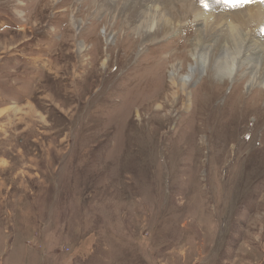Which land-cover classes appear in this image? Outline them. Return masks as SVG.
I'll list each match as a JSON object with an SVG mask.
<instances>
[{
	"label": "rangeland",
	"instance_id": "1",
	"mask_svg": "<svg viewBox=\"0 0 264 264\" xmlns=\"http://www.w3.org/2000/svg\"><path fill=\"white\" fill-rule=\"evenodd\" d=\"M88 1L0 0V264H264V93L172 91L194 13L146 47Z\"/></svg>",
	"mask_w": 264,
	"mask_h": 264
},
{
	"label": "bare ground",
	"instance_id": "2",
	"mask_svg": "<svg viewBox=\"0 0 264 264\" xmlns=\"http://www.w3.org/2000/svg\"><path fill=\"white\" fill-rule=\"evenodd\" d=\"M59 1L54 0V4ZM169 1L171 3L159 0H89L92 6L88 8L91 10L88 16L96 18L109 12L103 29L106 41L112 36L111 29L122 25L123 31L132 32L142 41H147L144 44L147 47L154 39L180 31L182 18L194 13L200 34L189 52L188 69L181 62L171 65V90L188 91L195 77L205 74L204 83L194 91H213L214 83L224 86L230 83L233 91L246 89L248 92L241 95L237 103L249 105L256 101L264 93V4L252 3L229 11V8H221L222 0H205L202 3L198 0ZM71 20L77 29L84 22L73 15ZM205 84L212 88H204Z\"/></svg>",
	"mask_w": 264,
	"mask_h": 264
},
{
	"label": "snow or ice",
	"instance_id": "3",
	"mask_svg": "<svg viewBox=\"0 0 264 264\" xmlns=\"http://www.w3.org/2000/svg\"><path fill=\"white\" fill-rule=\"evenodd\" d=\"M223 2L228 4L229 6H231L233 8L244 7L246 5H250L252 3H257V2L264 4V0H223Z\"/></svg>",
	"mask_w": 264,
	"mask_h": 264
}]
</instances>
